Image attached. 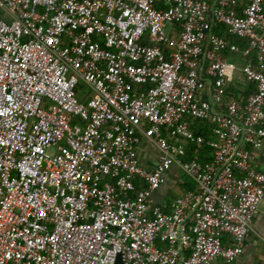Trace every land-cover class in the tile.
<instances>
[{
    "label": "built area",
    "instance_id": "1",
    "mask_svg": "<svg viewBox=\"0 0 264 264\" xmlns=\"http://www.w3.org/2000/svg\"><path fill=\"white\" fill-rule=\"evenodd\" d=\"M219 25L256 54L246 101L227 99L239 46ZM263 142L264 0H0V264L232 263L264 199ZM174 165L195 188L166 210Z\"/></svg>",
    "mask_w": 264,
    "mask_h": 264
},
{
    "label": "crops",
    "instance_id": "2",
    "mask_svg": "<svg viewBox=\"0 0 264 264\" xmlns=\"http://www.w3.org/2000/svg\"><path fill=\"white\" fill-rule=\"evenodd\" d=\"M172 28L170 27V29ZM232 42L235 41L232 40ZM237 45L239 46L238 50L231 51L228 49L224 52V56L229 64L226 81L227 99L246 101L248 96L255 90V83L246 77L243 67L248 62H252L257 66V58L254 52L245 54L244 48L238 43ZM206 125L209 126L207 127V132L210 138H213L215 121ZM252 152L253 167L256 170L264 172V142L260 146L253 148ZM139 156L141 164L148 169H152L158 161V147L152 140L144 137L140 145ZM183 175L185 176L183 177ZM187 177L194 184L195 188V183L177 165H174L168 172L165 183L154 194L156 201L163 205L164 209L168 210L174 198L188 191V186L184 182ZM211 264H264V199L253 220L251 230L245 242L244 251L240 257L232 263L217 259Z\"/></svg>",
    "mask_w": 264,
    "mask_h": 264
},
{
    "label": "trees",
    "instance_id": "3",
    "mask_svg": "<svg viewBox=\"0 0 264 264\" xmlns=\"http://www.w3.org/2000/svg\"><path fill=\"white\" fill-rule=\"evenodd\" d=\"M215 32L221 35H226L231 41H235L236 43L240 44L243 48H245L248 45V41L245 38L233 36L230 33L227 32L226 28L223 25H219L218 27L215 28ZM82 103H87L88 100L86 99H81ZM213 120H194L191 122V128L196 134L203 135L207 140L210 139V135L207 132V123H212ZM214 156V149L207 143L204 145V149L202 150V155H201V161H209L213 158ZM185 185L188 186V190L194 189V184L191 183L187 177L185 179Z\"/></svg>",
    "mask_w": 264,
    "mask_h": 264
},
{
    "label": "water",
    "instance_id": "4",
    "mask_svg": "<svg viewBox=\"0 0 264 264\" xmlns=\"http://www.w3.org/2000/svg\"><path fill=\"white\" fill-rule=\"evenodd\" d=\"M117 262L118 263H122L123 261H122V258H121V255H119V257H118V259H117Z\"/></svg>",
    "mask_w": 264,
    "mask_h": 264
},
{
    "label": "rangeland",
    "instance_id": "5",
    "mask_svg": "<svg viewBox=\"0 0 264 264\" xmlns=\"http://www.w3.org/2000/svg\"><path fill=\"white\" fill-rule=\"evenodd\" d=\"M167 30L169 31V30H170V27H168ZM184 176H185V175H183V177H184Z\"/></svg>",
    "mask_w": 264,
    "mask_h": 264
}]
</instances>
